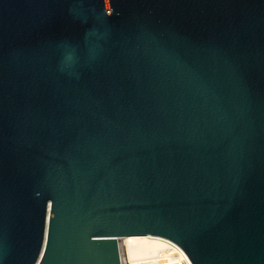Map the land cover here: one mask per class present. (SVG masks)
<instances>
[{
	"label": "water",
	"instance_id": "95a60500",
	"mask_svg": "<svg viewBox=\"0 0 264 264\" xmlns=\"http://www.w3.org/2000/svg\"><path fill=\"white\" fill-rule=\"evenodd\" d=\"M264 264V0H0V264Z\"/></svg>",
	"mask_w": 264,
	"mask_h": 264
},
{
	"label": "bare ground",
	"instance_id": "6f19581e",
	"mask_svg": "<svg viewBox=\"0 0 264 264\" xmlns=\"http://www.w3.org/2000/svg\"><path fill=\"white\" fill-rule=\"evenodd\" d=\"M122 258L137 263L153 257L166 247L165 241L155 236H129L118 238Z\"/></svg>",
	"mask_w": 264,
	"mask_h": 264
},
{
	"label": "built area",
	"instance_id": "2783aa9c",
	"mask_svg": "<svg viewBox=\"0 0 264 264\" xmlns=\"http://www.w3.org/2000/svg\"><path fill=\"white\" fill-rule=\"evenodd\" d=\"M166 243V247L159 251L158 254L154 255L153 257L142 259L137 263L130 262L128 259L124 260L121 256L120 249H119V256H120V263L121 264H192L187 257V255L183 252V250L178 247L176 244L172 243L171 241L161 238Z\"/></svg>",
	"mask_w": 264,
	"mask_h": 264
}]
</instances>
